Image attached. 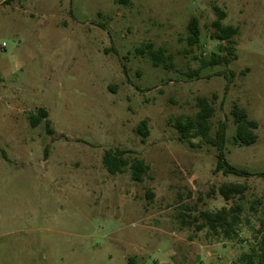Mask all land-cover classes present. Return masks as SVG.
Returning <instances> with one entry per match:
<instances>
[{
	"label": "rangeland",
	"instance_id": "rangeland-1",
	"mask_svg": "<svg viewBox=\"0 0 264 264\" xmlns=\"http://www.w3.org/2000/svg\"><path fill=\"white\" fill-rule=\"evenodd\" d=\"M215 6L232 41L212 36ZM148 42L165 47L161 65L137 53ZM198 97L251 175L216 171V146L179 139L172 121ZM236 105L258 123L253 144L235 139ZM42 110L49 125H32ZM110 147L149 164L143 181L107 170ZM263 172L264 0H0V264H241L264 235ZM228 181L247 184L242 198L220 195ZM235 203L233 238L185 223Z\"/></svg>",
	"mask_w": 264,
	"mask_h": 264
},
{
	"label": "trees",
	"instance_id": "trees-1",
	"mask_svg": "<svg viewBox=\"0 0 264 264\" xmlns=\"http://www.w3.org/2000/svg\"><path fill=\"white\" fill-rule=\"evenodd\" d=\"M217 18L211 23L213 27L212 36L219 41H232L234 35L238 33V28L231 24H224L223 19L226 17V13L218 6H215ZM189 35V45H195L200 41V25L196 16L189 19L187 25ZM224 46L220 45V49ZM137 53L149 56L153 64L158 66L167 60L169 56L166 55L165 47H155L152 42H148L143 46L136 48ZM232 51V50H231ZM203 60V58H201ZM227 61V56L224 57ZM206 63L205 60H203ZM213 62H217L213 59ZM171 64V63H170ZM198 111L195 115H180L176 117L172 124L176 128L179 139L181 141H191L193 138L201 137L208 143L214 145L218 149V160L216 164V171H222L224 174H237L242 176L251 175L247 169H240L227 160L225 153L226 144V130L227 123L223 121L220 123L215 135L211 133V118L214 115L215 109L213 105L205 97L197 98ZM234 120L236 123L235 139L237 142L250 145L256 142L258 135L255 129L258 126L256 120L248 117L246 109L236 105L232 111ZM46 111L42 110L41 114L33 115L31 123L36 126L41 120L46 119ZM49 125V120L46 119ZM138 133L142 135L143 140L149 135V128L146 120H142L138 127ZM50 134L54 133V130L48 127ZM126 151L120 148H108L103 155V163L107 170L112 173H122L129 167L131 170V177L134 181H143L144 175L149 170L150 166L142 158L134 157L129 160L125 156ZM264 177V172L260 173ZM248 186L245 183L240 182H224L222 183L218 191L220 195L227 201L232 198H242L247 191ZM244 210L241 203H235L229 207H223L217 211L201 210L197 216L189 219L185 223H196V227L200 230L208 227L216 234H222L226 238H233L238 234V225L241 224V212ZM188 215V214H187ZM179 217L184 218L185 214L180 212ZM188 217H192L188 215ZM199 221V222H198ZM264 226V220L262 221ZM243 263L241 264H264V235L260 239L258 246H254L250 253H245L242 256ZM131 261L134 259L130 258Z\"/></svg>",
	"mask_w": 264,
	"mask_h": 264
}]
</instances>
